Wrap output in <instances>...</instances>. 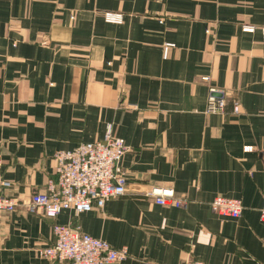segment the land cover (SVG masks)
<instances>
[{
  "label": "crops",
  "instance_id": "1",
  "mask_svg": "<svg viewBox=\"0 0 264 264\" xmlns=\"http://www.w3.org/2000/svg\"><path fill=\"white\" fill-rule=\"evenodd\" d=\"M263 27L264 0H0L7 193L25 201L43 191L56 152L109 127L129 147L119 164L127 193L103 209L1 212L0 264H61L40 252L54 223L125 247L111 264H264ZM211 87L225 91V113L206 112ZM149 186L187 204H157ZM216 196L240 198L242 216L214 214Z\"/></svg>",
  "mask_w": 264,
  "mask_h": 264
},
{
  "label": "built area",
  "instance_id": "2",
  "mask_svg": "<svg viewBox=\"0 0 264 264\" xmlns=\"http://www.w3.org/2000/svg\"><path fill=\"white\" fill-rule=\"evenodd\" d=\"M104 17L108 22H123L121 13L106 12ZM261 30L264 36V27ZM171 47H174V43L164 44L165 56ZM227 102L224 90L211 87L206 112L225 113ZM232 110L235 114L240 112L239 100L233 99ZM128 149L125 140L115 136L109 127L100 140L82 142L69 150H59L55 154V178H50L43 191L31 194L25 201L7 193L13 184L3 174L0 155V213L24 208L29 213L56 219L64 210L81 214L103 209L108 200L127 193V178L120 172L119 164ZM144 195L164 206L183 207L187 204L186 199L176 197L172 189L163 186H149ZM211 209L223 219H238L243 214L244 206L240 198L216 196L211 202ZM260 214L264 219V202ZM53 233V243L40 250L44 257L53 262L111 264L129 256L125 247L116 248L107 241L95 238L83 232L77 223H54ZM184 264L207 263L190 259Z\"/></svg>",
  "mask_w": 264,
  "mask_h": 264
},
{
  "label": "rangeland",
  "instance_id": "3",
  "mask_svg": "<svg viewBox=\"0 0 264 264\" xmlns=\"http://www.w3.org/2000/svg\"><path fill=\"white\" fill-rule=\"evenodd\" d=\"M184 199V198H183Z\"/></svg>",
  "mask_w": 264,
  "mask_h": 264
}]
</instances>
